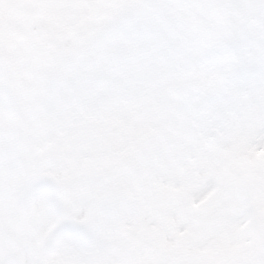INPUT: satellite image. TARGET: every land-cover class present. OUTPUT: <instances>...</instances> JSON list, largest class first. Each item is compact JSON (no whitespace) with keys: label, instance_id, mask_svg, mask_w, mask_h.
Returning a JSON list of instances; mask_svg holds the SVG:
<instances>
[{"label":"snow or ice","instance_id":"1","mask_svg":"<svg viewBox=\"0 0 264 264\" xmlns=\"http://www.w3.org/2000/svg\"><path fill=\"white\" fill-rule=\"evenodd\" d=\"M0 264H264V0H0Z\"/></svg>","mask_w":264,"mask_h":264}]
</instances>
